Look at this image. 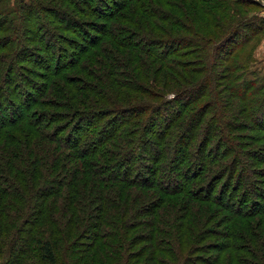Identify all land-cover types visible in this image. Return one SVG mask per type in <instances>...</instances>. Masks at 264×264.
Wrapping results in <instances>:
<instances>
[{"label": "trees", "instance_id": "16d2710c", "mask_svg": "<svg viewBox=\"0 0 264 264\" xmlns=\"http://www.w3.org/2000/svg\"><path fill=\"white\" fill-rule=\"evenodd\" d=\"M3 1L0 0V91L3 94L11 87L7 92L9 97L16 92L14 72L19 68L18 63H31L39 71L33 73V78L41 81L39 84L33 80L29 82L31 92L26 90L19 103L10 100L7 94L3 99L0 94V181L8 182L0 186V244H10L9 255L14 263H27L37 253L40 261L56 264L58 232L65 230L68 235L72 222L82 225L80 214H87L88 223L84 227L93 238L99 237L98 234L113 235L104 227H119L130 233L140 225H149V233L139 239L151 243L149 248L153 251L149 260L154 259L153 264H163V258L156 254L170 258L171 250H164L163 246H170L176 236L175 232L169 234L170 231L165 230L168 223L164 224L162 219L166 203L163 197L186 193L189 185L202 178H207L202 183V192L196 196L186 195L193 198V203L213 202L219 210L233 214V218L243 215L231 202L235 197H240L238 202L245 203L252 198V205L257 203L255 192L246 189L248 186L254 188L253 180L247 181V187L240 185L242 177L252 172L250 168L241 167L244 164L241 151L233 142V135L230 136L236 132V126L227 124L226 115L212 110L208 102L199 104L191 113L185 114V111L212 98L216 106L218 102L217 109H223L224 106L219 105L226 97L223 92L233 91V95L239 92L238 86H231L234 79L225 76V72L237 69L238 65L231 63L227 67L220 62H229L227 59L233 57L236 48L262 33L264 17L247 12L242 15L240 11V6L263 9L259 2L58 0L59 8H51L45 6L43 0H14L11 7H2ZM72 13H76V17ZM52 23H56L58 30L72 34L71 39L60 37L71 52L55 44L58 51L55 56V52L44 50L42 53L40 48L38 53L21 60V51L28 49L24 45L28 40L42 42L45 48L49 45ZM74 55L82 56L73 60ZM74 68L83 75L104 81L103 88L86 82L76 84V79L65 75ZM224 79L230 82L229 86L222 84ZM59 81L68 82V85ZM144 82L150 83L151 88H146ZM112 92L119 97L110 101ZM132 93L145 94L148 98L125 105L130 97L128 94ZM125 95L126 99L120 100ZM170 95L173 97L168 98ZM247 95L243 92L242 108L254 105ZM51 97L73 102L76 106L73 110L78 112H74L70 128V124H55L60 114L34 117L30 108L35 105H51L57 111L66 107L61 103L53 106L56 103L54 99L51 102ZM101 101L109 106H103ZM237 106L239 103L233 104L232 110ZM139 119L146 121L142 120L144 123L133 130ZM20 123L23 126L17 125ZM12 128L15 132L9 131ZM215 135L220 142L206 154L203 151ZM108 147L114 148L111 156L105 154ZM191 151L194 152L192 159ZM199 154L203 156L201 160ZM41 159H46L50 169L49 186L36 183L39 177L44 179L40 176ZM118 171L120 177L116 175ZM173 172L185 180L175 184L178 179L173 178ZM85 177L89 180L82 182L80 179ZM12 178L14 182L11 183ZM116 182L129 189L123 202L120 201L123 188L115 187ZM11 185L13 190L9 189ZM25 191L31 193V198L28 199ZM147 192L163 196L161 200L156 197L141 204L148 198ZM32 195L36 196L32 211L24 214ZM59 198L64 202L57 211L55 204ZM115 199L119 202L116 210L113 209ZM128 201L137 206L136 215H147L151 220L126 219ZM259 209L264 214V206L259 205ZM179 217L176 219L182 221ZM55 224H61L62 228ZM15 226L16 230L10 232ZM208 233L228 239V242H216L208 252L220 255L229 249L238 251L229 241L233 237L230 233L234 232L227 236ZM114 235L119 241L120 235ZM10 236L11 243L6 239ZM235 239L247 241L244 234ZM131 246L129 242L128 248ZM246 250V256L259 261L256 252ZM72 252H76L75 249ZM175 255L180 258L177 253Z\"/></svg>", "mask_w": 264, "mask_h": 264}, {"label": "rangeland", "instance_id": "374dc122", "mask_svg": "<svg viewBox=\"0 0 264 264\" xmlns=\"http://www.w3.org/2000/svg\"><path fill=\"white\" fill-rule=\"evenodd\" d=\"M93 1V0H92ZM258 2V0H256ZM264 3V0H261ZM58 0H43V3L45 6L48 7H56L59 8L56 4ZM65 2V1H64ZM66 3V2H65ZM12 4H14V0H4L2 7H11ZM67 6V5H65ZM263 6V5H262ZM264 7V6H263ZM73 10V8H72ZM240 11L242 15L246 14V12L250 15H257L258 17H264V8H258V7H241ZM73 16L76 15V13H72ZM76 17V16H75ZM234 18V17H231ZM51 30L53 31V35L50 39H48L47 35H44V38L48 39L47 43L49 44L46 48L40 43H35V41L30 42L28 40L24 45L28 46V49H24L21 55V60L27 59L31 54H36L42 48V53L45 51L49 52H55V54L58 53L56 50V46H59L60 48L65 49L66 52H71L69 48L65 45V43L60 39V37H67L71 39L72 34L66 33L65 31H60L56 28V23L49 25ZM264 26V23L263 25ZM41 46V47H40ZM97 51V50H96ZM64 56V55H62ZM82 55H74L73 60H78L81 58ZM84 57H87V55H84ZM63 60H67V57H63ZM229 62H220L223 63L224 66L230 67L229 65L231 63H234L236 66L238 65L237 69H230L227 72H225V76H228L230 78H233V82L231 83V86H238L239 92L233 95V91H224L223 95L226 96L223 98L222 102L219 103V105L224 106L223 109L219 107L218 108V102L217 106L214 103L213 98L212 99H205L201 102H199L192 110L185 111V114L191 113L194 111L199 104H203V102H208L210 105V108L215 111H219L222 113L223 116L226 115L225 121L227 124H232L236 126L237 129L236 132L233 131L230 136L233 139V142L235 144H238V148L241 151V161L244 164H241V167L246 168V170H249L252 173L248 177L243 178L240 181V185L242 188L247 187V181L253 180L254 183V190L252 189V186H248L246 189H250L251 192H255L254 196L257 199V203L255 205H252L250 198L247 202L242 203L241 201H237L240 199V197L237 199L235 197L231 202L234 203V208H239L241 210V213L243 215L232 217L233 214L228 212H223L218 209V205L211 202L209 203H193L191 200L192 197L190 196L191 193H193L195 196L198 195V193L202 192V186L205 183L207 178L198 179L194 184L189 185L187 187L186 193L180 195H172L170 197H163L166 198V203L164 207L162 208V216L164 224L168 223V226H166L165 230L168 229L170 231L169 234H176V236L173 237V241L171 242L170 239V246L166 247L167 245L164 244L163 248L164 250L170 251L171 250V257L169 258L167 255H163L161 253H157L156 256L163 258L162 261L163 264H241L239 261H242V264H264V214L260 212L259 205L264 206V28L262 33L260 35L255 36L253 39L243 43L240 45L239 48H236V52L234 53L233 57ZM77 63V62H76ZM28 63H18L19 70L17 69L14 72V75H16V92L13 91L12 95L9 97L7 92H9L11 89L7 92H2L0 94L1 97L4 99V94H7V97L10 100H14L15 102L19 103L20 97L23 96L24 92L27 90V92H31L30 84L29 82H34L39 84L41 81L39 79L33 78V73H38L36 69H34L30 65H27ZM155 63H153L154 66ZM65 75H70L72 78L76 79L77 81H74L77 83H91L93 86H96V88H103L104 81H97L93 78H90L86 75L81 74L77 68L70 69L67 72H65ZM27 78V81L26 79ZM29 80V81H28ZM124 80V79H122ZM127 80V79H125ZM128 81V80H127ZM124 82V81H123ZM60 84H67L68 82L64 81L58 82ZM222 84L224 86H229L230 82L227 80H223ZM144 85L146 88H151L150 83H145ZM1 86V83H0ZM240 86V87H239ZM9 88V87H8ZM248 89V91H247ZM7 90V89H6ZM168 91V89H167ZM243 92H245L247 95V99L253 100V107H245L242 108L241 98L243 97ZM19 94L14 96V94ZM35 93V92H34ZM231 93L232 95H229ZM112 97L108 100L112 101L116 98L115 93H111ZM130 97L126 99L125 97H120L121 99H126L125 105L132 103V102H141L147 100V96L145 94H137L132 93L128 94ZM173 95L168 96V98H172ZM2 99V102H6ZM44 99V98H43ZM54 99L53 106H57L61 104H64L66 107H63L62 109H59L57 111L56 107H52L51 105H45V106H34L33 108H30L32 112H34V117L36 116L41 117H47L48 114H60L59 117H57V120L59 118V121H56L57 126H64L65 124H70L69 128L71 127V123L74 116V112H78V110H73L76 108L73 102L70 101H64L60 100L58 98H49ZM213 100V101H212ZM156 101V100H154ZM53 102V100L51 101ZM123 102V101H121ZM103 103V101H101ZM239 103V106H237V109L234 111L233 104L236 105ZM245 103V102H244ZM107 103H103V106H107ZM178 103H176V106ZM69 106H72L71 108ZM74 106V107H73ZM109 106V105H108ZM22 109H24L21 106ZM82 108V107H81ZM80 108V109H81ZM220 115V116H222ZM234 115L232 118L231 116ZM18 115H16V118ZM209 117V116H208ZM206 117V119L208 118ZM14 117V119H16ZM61 118V119H60ZM205 119V120H206ZM253 119L255 121H253ZM141 120V121H140ZM143 119H139V121H136L135 125H133V130H137L138 124L144 123L142 121ZM76 121V120H75ZM23 126L22 123L17 124ZM221 125V124H219ZM216 125V126H219ZM215 126V128H216ZM214 128V129H215ZM9 131L15 132L14 129H10ZM215 132L214 130H212ZM214 134V133H213ZM210 146L206 148V154H209L211 150L214 149L215 146H218V143L220 140L216 137L210 138ZM27 150V148L25 147ZM30 149V148H28ZM113 151V152H112ZM114 148L108 147L106 148L107 155L111 156L112 153H114ZM192 157L194 156V152L191 151ZM106 155V156H107ZM96 158V157H95ZM98 158V157H97ZM203 156L201 154L198 155V159L201 160ZM19 164V161H17ZM47 161L46 159L40 160V176H43L44 179L36 181L37 184L41 183L43 186H49L48 181L51 177L50 169L48 168V165H46ZM151 164V163H148ZM22 166V165H19ZM188 166V163H187ZM23 167V166H22ZM26 167V166H25ZM122 171V169L120 170ZM42 173V174H41ZM116 175L119 177L121 176L119 174V171L116 172ZM83 177V176H82ZM2 178V177H1ZM89 177L81 178L80 180L87 181ZM173 178L178 179L175 184H178L179 182H183L185 179L180 176V174H176L173 172ZM3 179V178H2ZM236 178L234 177L233 183ZM89 180V179H88ZM183 180V181H182ZM8 183L7 181H5ZM0 181V186H4V183ZM11 183L14 182V178L10 181ZM224 181H222L223 184ZM103 183V182H102ZM221 185H219V188H221ZM13 185V184H12ZM9 186L11 190H13V187ZM117 188H123L122 193H120V201H124V199L129 194V189L124 186L123 184H119L116 182V185H114ZM122 186V187H121ZM218 188V189H219ZM63 191V190H62ZM133 191V190H132ZM135 191V190H134ZM105 193H107L106 190H104ZM152 192V191H151ZM11 193V192H10ZM146 193L147 197L145 201H141V204H144L145 202H151L156 197L162 198L161 193ZM250 193V192H248ZM25 194L27 195L28 199L31 198V193H28L25 191ZM108 195V193H107ZM187 195V196H186ZM193 195V196H194ZM201 196H203L201 194ZM35 197V198H34ZM109 198H112L108 195ZM51 199V198H50ZM31 200V199H30ZM36 201V196L32 195L31 205L29 204L27 206V210H25V213L29 211V213L32 211L31 208L33 206V202ZM61 202H64L60 198L58 199V202H56L55 210H59V206ZM126 202V201H125ZM119 202L115 199L114 201V208L116 210V204ZM129 205V213L126 215V219H129L131 217V221L137 220L138 218L142 220H151V218L147 215H136V208L137 206L132 205V201H128ZM29 208V209H28ZM80 208V207H78ZM165 209V210H164ZM119 210V209H118ZM209 211L210 213H207L205 211ZM251 214V215H246ZM59 215V220L61 219V215ZM84 216V217H83ZM87 214L83 215L80 214L81 219H83L82 225H76V222H72L69 228L70 232L66 233L65 230H61L58 232V236L60 237V243L59 248L57 250V263L56 264H153L155 263L154 259L151 261L149 260L153 248H149L150 244L149 241H140L139 236L149 233V225L146 227H137V229H133L130 231V233H127L125 230H122L121 228H110V227H104L106 230H108L109 234H113L112 236L109 235H102L98 234L99 237H91L89 236V231L86 230L84 226H86L87 222ZM176 219V218H180ZM188 216V217H187ZM24 217V216H23ZM119 219H123V216L120 215ZM207 220L205 223L201 224L198 221ZM130 223V220H129ZM149 223V222H148ZM182 224V227H180V224ZM234 226L232 230H230V226ZM55 227H59L61 224H55ZM60 228V227H59ZM246 228L248 232L246 231ZM16 230V226L14 229H10V232H13ZM208 232H216L218 234H224L227 236V233L234 232V234L230 233L233 237L229 238V241L231 243V246L233 248H237V252L235 250L229 249L225 253L218 254L217 252H208L213 249L214 244L216 242H222L225 240L228 242L226 237H220L219 235L216 236H209ZM114 234L120 235V240L118 239ZM239 234H244L247 241H243L240 239H235ZM155 236H158V234H155ZM179 236V239H178ZM236 236V237H235ZM159 238H161L159 236ZM177 238V239H176ZM11 243V236L6 238ZM249 240V241H248ZM118 241V242H117ZM132 243V246L128 248V243ZM167 242V241H165ZM114 244L113 247L110 245ZM68 245H71V248H68ZM10 246V244H9ZM5 244H0V264H48L45 262L40 261V258L36 256V254L32 255V258L30 257L27 263H14L13 260L10 258L8 247ZM75 249L76 252H72V250ZM246 249H250L252 252H256V256L258 255V260L256 261L251 260V257L248 255L246 256ZM177 253L180 259L177 255ZM131 254V255H130ZM239 254V255H238ZM131 256V257H130ZM21 259V258H20ZM182 260V262L180 261ZM184 262V263H183ZM157 264V263H156Z\"/></svg>", "mask_w": 264, "mask_h": 264}, {"label": "water", "instance_id": "95a60500", "mask_svg": "<svg viewBox=\"0 0 264 264\" xmlns=\"http://www.w3.org/2000/svg\"><path fill=\"white\" fill-rule=\"evenodd\" d=\"M258 2H259L261 5L264 6V3H263L261 0H258Z\"/></svg>", "mask_w": 264, "mask_h": 264}]
</instances>
